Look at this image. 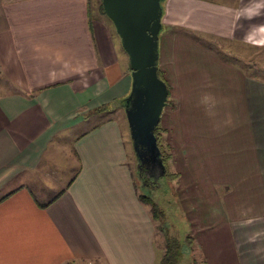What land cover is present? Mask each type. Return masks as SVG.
Returning <instances> with one entry per match:
<instances>
[{
	"label": "crops",
	"instance_id": "0c3cea01",
	"mask_svg": "<svg viewBox=\"0 0 264 264\" xmlns=\"http://www.w3.org/2000/svg\"><path fill=\"white\" fill-rule=\"evenodd\" d=\"M160 5L157 67L171 102L159 124L188 178L185 213L190 203L200 214L187 220L191 255L264 264V0ZM129 89L127 55L97 0H0V264H156L162 238L115 117ZM63 154L66 182L55 177ZM48 170L56 193L25 185Z\"/></svg>",
	"mask_w": 264,
	"mask_h": 264
},
{
	"label": "water",
	"instance_id": "95a60500",
	"mask_svg": "<svg viewBox=\"0 0 264 264\" xmlns=\"http://www.w3.org/2000/svg\"><path fill=\"white\" fill-rule=\"evenodd\" d=\"M162 0H100L127 55L130 89L121 99L135 167L153 181L164 176V165L153 129L165 105L167 88L157 76L158 33Z\"/></svg>",
	"mask_w": 264,
	"mask_h": 264
},
{
	"label": "rangeland",
	"instance_id": "374dc122",
	"mask_svg": "<svg viewBox=\"0 0 264 264\" xmlns=\"http://www.w3.org/2000/svg\"><path fill=\"white\" fill-rule=\"evenodd\" d=\"M98 3H99V0H97V4ZM160 32H161V30H160ZM219 42L217 44H215V42H212V40H211L210 42H205V45H207L211 50L218 52L221 55H224L228 59H231L232 61H236V63L240 67L243 66V64H242L243 61L238 60L234 56L230 55V54H232L231 53L232 48L226 44H225L226 45L225 46L224 43L222 44ZM253 62H254V66H258V65L260 66L262 63L261 58L258 56L257 57L255 56ZM166 100L167 101H165L164 106L169 105V103L171 102L170 97H167ZM116 114L117 115L115 117L117 119H120V122L124 126V131L126 132V137H127V142H128L127 156H128L132 180H133V183L135 186L136 193L142 192L143 194L149 195L153 199V201L157 202L158 208L162 209V211L166 215V218L163 221L165 227H167L171 230L175 229V231L178 232L180 236L184 235L185 233H187L188 228H189L188 226L190 225V224H188L187 220L190 221L191 225L194 224L193 223L194 218L191 217V215L195 216L196 218H197V216H198V218L200 216L198 210L196 209L195 206H193V204H190V203L188 204L189 206L192 205V210L187 212V213H185V209L183 208V207L187 208L186 205L188 202V193H187L188 190H187L186 184H188V178H185V179L179 178L180 172L176 171L174 169V167L171 164V160L169 159L168 160V171L173 174L172 178H170L168 181L165 180L164 176L159 178L158 182H157L158 184L156 186L157 188L156 187L151 188V191L147 190L148 187L140 185V181H139V179L136 175V171H135L136 160H135L134 155H133V151H132V147H131V141H129L130 138H128V136H129L128 127H127V123L125 120L123 108L122 107L119 108ZM101 116H103V114L94 115L91 117L90 120L95 122L97 119L101 118ZM121 123H120V125H121ZM91 124H92V122L89 121V125H91ZM165 136H166V134L163 135V138H165ZM61 144H62L63 153H65L70 147L69 142H66L65 140H63ZM168 152L170 154L169 149H168ZM60 157H61V161H60V163H57V165L58 164L59 165L57 167L55 177L57 178V174H58V172H60L59 173V174H61L60 180L66 182L71 175L70 164H69V162H68V164L65 163L66 160L63 159L64 154ZM65 159H68V158L66 157ZM63 160H64V164H62ZM50 173H51L50 170H48L47 171L48 177H45V178H43L42 175L39 174V176H38L39 179H31L25 185L27 187H29L30 189H34V190L37 189V190L42 191L44 188L47 189L49 186L52 185V184L50 185L51 181H49V177H51V176H49ZM164 173H165V169H164ZM178 181L183 185V187H182L183 191L181 190V188L178 187V185H179ZM167 187H168V189H167V191H165V189ZM38 188H41V189H38ZM58 189L59 188H57V187H49L47 189V195L56 193L58 191ZM33 193L35 194V196H37V198H39V200L45 199L46 197H48L43 192H40L41 196H39L38 193H36V191H33ZM155 229L158 230L156 227V224H155ZM192 231L194 233V229H192ZM182 250H183V259L185 262H188V258H187L188 253L186 251V248L183 247ZM161 253H162V249H161ZM194 256L197 257L195 254H194ZM193 259L195 260L193 264H201V262L196 261L197 258H193Z\"/></svg>",
	"mask_w": 264,
	"mask_h": 264
},
{
	"label": "trees",
	"instance_id": "16d2710c",
	"mask_svg": "<svg viewBox=\"0 0 264 264\" xmlns=\"http://www.w3.org/2000/svg\"><path fill=\"white\" fill-rule=\"evenodd\" d=\"M161 3V2H160ZM98 9L101 12V14H104L101 8L100 0L98 3ZM160 33V31H159ZM158 33V34H159ZM217 53V52H216ZM221 55V54H220ZM157 76L162 79L167 88V96L168 97V84L164 80L162 76L161 70L156 68ZM167 101V100H166ZM121 99L115 100L114 103L121 107ZM114 106L112 105H105L100 108H97V110L100 111H106L109 109H112ZM96 111V109L94 110ZM165 131L161 128L159 125V121L157 125L153 129V135L156 139V144L160 152V158L161 162L164 165L165 173L164 177L165 180L168 181L170 178L173 177V174L168 171V160L170 159V154L168 152V146H165L167 143L164 144V135ZM137 198L147 206V209L150 213L151 219L153 222H156L157 231L159 232L161 238H162V253L160 254L156 264H193L194 259L191 255V249L193 244V237L188 232L184 235L180 236L178 232L175 231V229H169L165 227L163 221L166 218V215L162 211V209L158 208L157 202L153 201V199L147 195L143 194L142 192L137 193ZM185 247L187 251V258L188 262H185L183 259V250L182 248Z\"/></svg>",
	"mask_w": 264,
	"mask_h": 264
},
{
	"label": "flooded vegetation",
	"instance_id": "af4514ba",
	"mask_svg": "<svg viewBox=\"0 0 264 264\" xmlns=\"http://www.w3.org/2000/svg\"><path fill=\"white\" fill-rule=\"evenodd\" d=\"M136 175L140 181V185L148 187L147 190L151 191V188L157 186V181H153V179L148 176L143 168L140 166L138 168L135 167ZM157 188V187H156Z\"/></svg>",
	"mask_w": 264,
	"mask_h": 264
}]
</instances>
